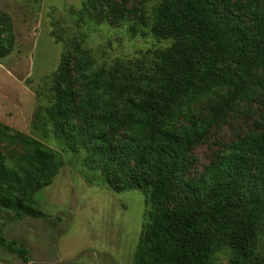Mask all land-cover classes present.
Here are the masks:
<instances>
[{"label": "trees", "instance_id": "trees-1", "mask_svg": "<svg viewBox=\"0 0 264 264\" xmlns=\"http://www.w3.org/2000/svg\"><path fill=\"white\" fill-rule=\"evenodd\" d=\"M136 0H83L80 18L121 24ZM78 13V12H77ZM170 41L147 70L98 65L84 34L66 44L49 101L33 129L85 154L93 182L145 197L134 264H264V112L201 171L195 150L238 104L264 95V0H158L149 25ZM12 17L0 13V58L15 48ZM65 165L62 154L0 122V211L47 218L34 194ZM30 261V250L0 235Z\"/></svg>", "mask_w": 264, "mask_h": 264}, {"label": "rangeland", "instance_id": "rangeland-1", "mask_svg": "<svg viewBox=\"0 0 264 264\" xmlns=\"http://www.w3.org/2000/svg\"><path fill=\"white\" fill-rule=\"evenodd\" d=\"M246 1V0H241ZM83 0H0V13L12 17L14 51L0 58V122L33 135L63 155L65 165L53 183L34 194L47 218L16 219L0 211V235L30 250L32 264H134L145 224V197L138 190L117 193L99 182L84 165L85 154H72L65 142L33 129L40 106L49 101L53 73L66 44L84 34L98 65L118 62L140 72L170 41L155 38L149 28L158 0H136L128 8L139 17L121 24L86 16ZM78 12V13H77ZM264 112V95L253 105L238 104L196 150L201 171L215 152L243 136ZM230 252L218 255L229 264ZM0 264H26L0 246Z\"/></svg>", "mask_w": 264, "mask_h": 264}]
</instances>
